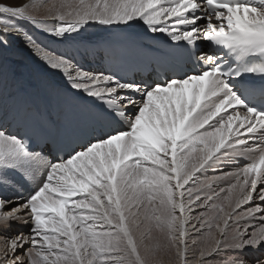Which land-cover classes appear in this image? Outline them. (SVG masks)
<instances>
[{"label":"rangeland","instance_id":"1","mask_svg":"<svg viewBox=\"0 0 264 264\" xmlns=\"http://www.w3.org/2000/svg\"><path fill=\"white\" fill-rule=\"evenodd\" d=\"M56 1L58 0H43L42 4L39 3V6H34L35 8H37V10H34L31 15L37 13L38 9L45 10L46 8H50L51 5H55ZM134 2V0H126V2H123V0L122 2L119 0H96L91 8L89 7V11L77 10L71 13V9V11L66 12L67 14L69 12L70 16L74 18L70 20L69 17L68 21H62L61 19L64 18L61 17L58 22L61 21V24L66 25L67 23H74V20L77 17H80L81 20L77 21L79 22V24H77V27H80L84 24L95 26L98 23L102 27L103 24L117 26L127 24L132 25L133 23L139 22L144 23V21H147L145 20V17L149 13L150 6L148 8V4L145 3V5L142 4V2L140 3V5L136 3V8ZM126 3L130 4H128V6L125 8L126 11H122L121 6H125ZM95 4L97 6L96 8ZM138 6L140 7L138 8ZM59 8L57 11L52 10V13L50 14L54 16V19L57 18V16H61L58 14H63L59 10ZM153 15L151 16V18H154V20L156 19V21L160 18L158 17V13L154 16ZM24 17L27 20L38 21V23H43L45 22L44 20L53 19L50 16L44 17V19L32 18L27 16ZM151 18L149 19V17H146V19H148V22H152ZM30 30L32 31V33H38L39 35H42L41 31L39 30H36L34 28H31ZM0 32L4 31L0 29ZM37 41L42 46L47 45V50L49 52L45 51V48L36 43L41 47L42 51H45V54L51 53V49L48 47L50 41H46L44 43L39 39V36ZM17 47L20 48L21 45L18 44ZM31 49L32 48H30L29 50L32 52ZM33 54L34 53H28V55H25L21 52H18L17 50L15 54L11 50L5 51L3 54H0V85L2 82L4 83V89L0 93L1 96L4 93L5 87L9 86L11 88H14V80H17L18 83L22 79L23 75H25L29 81H34L35 73L37 71L32 68L31 76H28L29 74L26 73L24 64H30V58L39 60ZM54 56L64 59L63 55ZM28 57L29 60L26 61L24 58L27 59ZM68 58L65 59L69 61V66H71L72 63ZM46 68L49 69L48 66ZM73 69H75L74 66ZM56 70L61 72V70L59 69ZM99 81H102V79H100ZM93 85L92 87H95ZM83 89L85 88H81V90L84 91L82 93L86 94L84 96H87V90L90 89V86L86 90ZM97 95H99V93H97ZM205 116L206 115L204 113L196 119V126H200L208 120V118H206ZM216 124L217 123H213L212 125H210L213 126L212 131L215 129L220 130L222 124ZM161 132L162 128L157 134L159 140ZM220 133L223 134V129L220 130ZM196 135H198V133L191 135L190 138L195 137ZM158 142L160 143V141ZM201 143V140L194 141L196 147H201ZM124 145L126 151L124 152V156L122 155L119 157V170L117 174L114 175V177L112 164L110 162H114L115 159V162L113 163L114 167L117 163L118 157L116 159V154L107 151H97L95 155H89V157L93 156L90 159L93 163V166L85 168L84 170H79L77 166H75V168L71 170L73 168L71 164H68L66 165V167L61 169L63 171L62 173L64 176V180L70 182L75 181L76 183L86 185V188H89L87 194H82L84 196L82 199L81 197H79L80 195H76L77 193L82 192L74 188L72 189L74 191L73 193L64 194V189H59V186L62 187V184L66 185L68 183H66L64 180H58L56 182L53 178L51 179L50 186H56L54 192L57 193L60 197L56 198L54 197V194L48 195L47 198L51 199L48 204L46 203L47 198L44 194H42L41 197L46 201L42 203L34 202V204H29L28 198L24 195H21L19 191L16 190L9 191V196H0V264H142L143 261L146 264H264V203H262L264 202V192H255V189L252 190V187H263L264 172L260 173L254 185L253 183L250 184L252 173L250 174L249 172L250 179H244V175L240 172L249 168L251 164H249L250 162H247L248 164H245V166H243L241 164H238L239 162L235 161L234 159L246 162L248 161L247 158H242L241 154L247 153L236 152L233 147H228L225 150H222L218 146L213 150L212 156H210V158L206 162V165L213 157L219 156V161H211L210 168L206 169L200 178H196L191 182V180L193 179L192 175L195 174L193 173L187 180L186 185L190 183L189 189L191 192L187 196L192 195L191 198L196 197V199L193 198V203H198V207L197 210L189 214V216H191L192 214L194 216L190 218L191 223L187 226V228L190 227V231L187 233V237L189 239L185 241L186 259L184 258V256L179 259L178 250L176 251V249L178 248L177 245L175 246L174 244H164L162 246L164 248V253L160 254L162 257L159 254L155 253L153 250L149 251V247H151V245H146L144 243L147 236L146 230L145 228L143 229L139 226V221L142 219L141 216H146L145 213H148L152 220L156 219L157 217V215L154 213L155 208L157 207V203L154 201V198L151 195L153 193L152 191H154V188L150 187V185L147 184V180H155L157 178H159L160 180L161 178L164 179V187L162 189L163 192L166 193L170 200L174 197V192L177 190V182L176 180H174V178H172L171 172L169 171V169L171 168V163H169V161H171V158L169 155H163L158 150L159 154L154 152L150 153L146 157L147 160L145 159V161L147 162H144L145 164H143L142 162H132L130 160L132 154H134L132 142L126 141ZM182 146L183 147L180 148V151L177 152V154L179 153V156L181 158L183 157L182 151L186 150L185 148L187 144H184ZM121 148L122 143L119 145V149ZM244 148L245 150L247 149V147ZM0 149H2V146H0ZM9 150L11 154L3 152L4 155L0 156L2 162L12 163L13 161H16L18 157H20V153H18L20 149L17 143L14 146H10ZM127 154L131 155L128 156ZM155 154H157L158 157H153ZM231 154L232 156H234V159L230 158ZM102 155H104V161L106 165V167H103V169L100 168L99 164V157ZM105 155L107 156L106 158ZM82 156L83 155L78 157V160L80 162L87 161V159L89 158L88 157L84 159L82 158ZM161 156L165 159H163ZM195 159L196 157L192 158V160L189 158L191 168L195 167L193 165ZM161 160L165 161L163 162V164L158 165L157 162H160ZM139 161L144 160L140 159ZM252 161L254 162L253 159ZM20 162L21 159L19 158L17 160V163ZM39 166L40 165L36 164L35 170H38L39 168L37 167ZM9 167L16 171L13 166L10 165ZM237 168L238 170L235 173L234 170ZM106 170H108L109 175L111 174V178L106 173ZM189 170L190 168L188 167V171ZM150 171L155 173V175L149 176ZM42 172L43 171L41 170L40 172L39 169L35 173L36 175H39L41 177V179L39 180L41 182H43V179L46 176L45 175L43 177L42 175H40V173L42 174ZM21 174L27 175L24 173ZM51 174L52 173H50L49 176ZM56 174L59 177V171ZM156 174L159 176H157ZM131 176L134 177L135 182L133 181V184H136H134V186H138L139 188H141H138L139 190H137V196L139 195V198L141 196L140 204L142 205V209L144 210V212H141L140 214H137L138 208H141V206H139L137 202V205H135L134 209L128 207L130 190V184L128 181ZM144 177L148 179L146 180ZM236 177H239V182L237 181ZM183 180L185 179L183 178ZM240 180H242V185H246L244 186L245 188L243 189L241 194L235 195V192H233L232 190L233 188L235 189V187L238 185L241 186ZM39 181L35 180L36 183H38ZM219 181L220 183L223 181L224 184L222 183V185L218 189L216 184ZM140 183L142 184L140 185ZM50 186H46V188H48L47 190H49ZM146 186L148 190L144 189V187ZM210 190H213V192L210 193ZM139 191H142L141 194L139 193ZM231 191L233 192L232 195L227 196L231 193ZM188 192L189 190L184 191V193ZM221 192H223V194L225 195L220 198V203H212V200L217 199ZM201 193H205V196ZM18 194L25 197V201L17 198ZM65 195L72 197L78 196L77 202L71 201L68 204L67 201L61 199V197H65ZM187 196L184 197V203L189 202V199H185L187 198ZM202 196L204 197L202 198ZM207 196L209 197L207 198ZM7 197H10V199H6ZM234 197L236 198V200H234ZM229 199L231 200V203L229 202ZM90 200L94 201L93 204L88 203V201ZM226 202L228 203V205H226ZM193 203L187 205L186 209L192 206ZM48 205L50 208H48ZM172 206L173 203L171 202V207ZM42 209L43 211L50 210V212H48L50 215L46 218L38 215L39 213L36 211H41ZM84 210L87 213H83ZM134 210L136 211L133 212ZM190 210L191 208L188 209V211ZM130 215H133L132 217H134V221L137 219V221H133V226L128 225L129 220H131ZM80 216L85 218H88L89 216L90 217L83 220L82 218H79ZM80 221L84 222V225L82 227L79 226ZM237 222L240 223V225L237 228H232V225H235V223ZM135 223L138 224L137 227L139 226V230H137V232L135 230V228L137 227H134L136 226ZM176 223L177 220L175 219L172 222V226L168 228L169 238L167 241H170L173 237V239L176 238ZM124 224H126V227L128 229L126 227H123ZM19 226L26 227V229L21 232L22 229H20ZM129 226L131 228H129ZM96 227L107 228L99 232L98 230H95ZM81 228H84L87 234L84 233L85 231H81ZM124 230L126 234L124 233ZM135 232L138 233L137 235H139L140 233V237L137 236V239H139L138 243L141 244V249L146 248L145 252L140 250L138 251L139 253L134 254L133 251L135 249L133 248V246L131 247V245H133V241L132 239L130 240V234L132 235ZM89 236H91V238H89ZM205 238H207V240ZM84 242H86V245L85 247H82ZM192 245H195L194 254H189L187 253V249ZM152 247L154 250L156 249V245L152 244ZM152 247L150 249H152ZM81 248L83 251L81 250ZM158 259L160 260V262ZM184 260H186L187 263H184Z\"/></svg>","mask_w":264,"mask_h":264},{"label":"bare ground","instance_id":"2","mask_svg":"<svg viewBox=\"0 0 264 264\" xmlns=\"http://www.w3.org/2000/svg\"><path fill=\"white\" fill-rule=\"evenodd\" d=\"M119 1L122 2V0H119ZM134 1H135L134 2L135 4L134 3L133 4L135 6L137 4L140 5V3H142V2H143L142 4L147 3L148 4V8L150 6L149 13L146 16V17H149V19L151 18V16L153 14L155 15L157 13H158V17H160L159 19H157V21L160 20L161 18H163L164 10L161 9V8H157L155 6L156 2H157L156 0H134ZM95 2H96V0H58V1H56L55 5L54 4L51 5L50 8H46L45 10H39L38 9L37 13L31 15L34 10H37V8H35L34 6H36V5L39 6V3L42 4L43 0H0V29H2L4 31V32H0V54H3L5 51H9V50H11L14 54H15L16 50L18 52H21L22 54H25V55H28V53H31V54L34 53L33 55L36 58H38L39 60H34V59L30 58L31 59L30 64H26V63H24V64H25V71H26V73L29 74L28 76H31L32 68H34L37 71L35 73L34 81L37 82L38 84L46 83L47 80L49 79V77H51V78L57 80L61 85H65V83H66L67 85L75 87L79 92H80L81 88H86L87 89L90 86V89L87 90L88 91L87 96H96L97 93H99V96L100 95H110V94H112L114 91H113L112 88L108 89L107 87H105V85H106V81L105 80L99 81L100 78L98 76H93L92 77L91 75H85L83 72H79L78 70L73 69V64H71V66H69L70 63H69L68 60L63 59L61 57L54 56V55L61 56L62 54L63 55L66 54L68 57H70L71 56L70 52H72L71 49L68 50L69 52L68 51L65 52L62 48H60V46L63 45L66 41L73 40V39H78V38H85V37L86 38H90L91 36H95L99 32H103L104 31L103 27L99 23L97 25H95V26H92V25H89V24H84L82 26L79 25L80 27H77V24H79V22H77V21L81 20V18L77 17V16H75L77 18L74 20V23H70V24L67 23L66 25H63V24L60 23L61 21L58 22V20L61 19V17L64 18V19H61L62 21L63 20H67L68 21L69 17H70V20H72L74 18V17L72 18L70 16L69 12L67 14L66 11H71V9H72L71 13H73V12H75L77 10H79V11H81V10L89 11L91 6ZM123 2H126V0H123ZM130 3H128V4H130ZM128 4L126 3L125 6H121L122 11L125 10V8L128 6ZM96 7L97 6L95 4V8ZM139 7L140 6H138V8ZM58 8L61 11V13H63V14H58V15H61V16H57V18L54 19L53 18L54 16L50 15V14L52 13V10L57 11ZM136 8H137V6H136ZM24 16L32 17V18H39V19H44V17L50 16L53 19L44 20L45 22L38 23V21L27 20V19H25ZM146 17H145V20H147V22H148V19H146ZM141 24H143V22L133 23L130 26L134 27L135 25H141ZM86 26H89L90 29H86ZM108 26H114V25H108ZM115 27H117V26H115ZM31 28H34L36 30L41 31V34L43 36H45V37H43L42 35H39L38 33H32V31L30 30ZM257 35L261 39V41L264 42V30L258 31ZM38 36H39V39L42 42H44V43L46 41H50V43L48 45V47L51 49V53L50 54L49 53L48 54L44 53L45 51H48L47 50V45L46 46H42L37 41ZM19 40H21V41H19ZM55 41H60V42H55ZM36 43L40 44L43 48H45V51H42L41 47L38 46ZM18 44L21 45L20 48L17 47ZM30 48H32L31 49L32 52L29 50ZM18 55H21V54H18ZM24 59L26 61H28L29 57L27 59L26 58H24ZM11 64H13V63H11ZM13 65H15V64H13ZM47 66L49 67L50 70L46 68ZM56 69L61 70V72L57 71ZM86 74H88V73H86ZM89 74H92V73L90 72ZM14 84H15V86L17 85V80L16 81L14 80ZM93 84H95V85H93ZM92 85L95 86V87H92ZM4 92H5V90H4ZM3 94H2V96H3ZM80 95L84 96L86 94H83V93L81 94L80 93ZM99 102L101 103L102 106H106V104H107L106 101L103 100V99H100ZM214 104H215L214 101H210V103H208V104L206 103L204 105L203 109L198 112V114L196 115L195 119L197 117H199L200 115H202L205 110H207L210 106H213ZM209 117L210 116L208 115L206 118L209 119ZM195 119H193V120H195ZM165 120L167 121V119H165ZM195 121H194L193 127H191V124H192L193 121L189 124V127H191V128L189 130L185 131L184 135L180 138L181 141L179 140V144H178V146L179 145L180 146L177 147V150L173 149L171 144L167 143L166 140H164L165 138L163 139L165 126L162 128L160 140H158V141H160V143L157 141L158 142V150L163 155H169L170 158H171V161L168 160L169 163H171V165H170L171 168L169 169V171L171 172L172 178H174V180H176V182H177V190L174 192L173 199L170 200L168 198V196L166 195V193L163 192V190H162L163 187H164V185H163V180L164 179L161 178V180H160L159 178H157L155 180H152V179L147 180L148 178L144 177L147 180V182H148L147 184H149L150 187L154 188V191H152L153 193L152 194L150 193V194L153 196L154 201L157 203V207L155 208V211H154V213L157 215L156 219L152 220L150 218L149 214L145 213L146 216H141L142 219L139 221V224H140L139 226L141 228H143V229L145 228L146 234H147L144 243L146 245H151V247H152V244L156 245V247H155L156 249L155 250L153 249V247H152V249H150L151 247H149V251L153 250L155 253H157L159 255L164 253V251H163L164 248L162 247L164 244H168V245L169 244L170 245L174 244L175 246L177 245L178 249H176V248L175 249H176V251L178 250L179 259H181L183 256H184V258L186 257L185 241L189 239L187 237V233L190 231V227L187 228V226H188V224L191 223L190 222V218H192V216H194L193 214L191 216H189V214H191L195 210H197V207H198V203H196V202L193 203V201H194V199H196V197H193L194 198L193 199V198H191L192 195L191 196H187V195H189L191 193L190 189H189L190 188L189 187L190 183L186 185L187 180L191 177V175L193 173H195V174L192 175L193 179L191 180V182L194 179H196V178H200L203 175L204 171L206 169L210 168V162L211 161H219L218 160L219 156L218 157H213L206 165V162L208 161L210 156H212L213 150L216 149L218 146L222 150H225L228 147L234 146L233 148H234V150L236 152L247 153V154H241L242 158H245V157L247 158L248 161H246V162L234 159V156H232V154L230 156V158H233L235 161H238L239 162L238 164H241L243 166H245V164H248L247 162H250L249 164H251V165L254 164V162L257 160V158L259 156V151H260V149L256 148L255 146L244 145L245 138L242 139V138L238 137V139L233 140L232 142H227L228 140H225V135H227L229 131L226 128H224L223 124L221 125V128H220V130L223 129V134L220 133L219 129H215V130L212 131L213 126H209L208 125L209 127L206 126L203 129V131L200 132V134L196 135L195 137H191L190 140L185 141L186 142L185 143L184 140H185L186 136L198 126V125L196 126L197 123H195ZM217 122L218 121H216L214 123H217ZM232 136H234L233 133H232ZM236 136H239V134H237ZM195 140H198V141L201 140V142H202L201 143L202 144L201 147L200 146L199 147L195 146V144H194ZM126 141L127 140H124L122 142V148L118 149V153H120V156H122L123 155L122 153L126 151L125 145H124ZM184 144H187V146L185 148L186 152L184 150L182 151L183 152V157L181 158L179 156V153L177 154V152L180 151V148L183 147L182 145H184ZM14 145H16V141H14L13 138L5 137L3 134L0 133V146H2V149H0V156L4 155L3 152L11 154V152L9 150V147L10 146H14ZM169 145H170V147H169ZM244 147H247V149L245 150ZM147 153H154V151L148 150ZM254 155H255V157H254ZM156 156L158 157L157 154H155L153 157H156ZM88 157H89V155H83L82 156V158H84V159L88 158ZM92 157L93 156H90L87 159V161H83V162H80L78 160V158H77L75 160V162L70 163L73 166V168L71 170H73L75 168V166H77L79 168V170H84L85 168L93 166V163L90 160ZM194 157H196L195 162L193 163V165L195 167L191 168V165H190V162H189V158L192 160V158H194ZM162 158L165 159L164 157H162ZM35 159H38V158H35ZM116 159H117V154H116ZM252 159L254 160V162L252 161ZM164 161L165 160H161L160 162H157V164L158 165L163 164ZM114 162H115V159H114ZM36 164L37 165H41L42 164L41 166L37 167V168L40 169V172H41V170L43 171L44 170V166H46L45 164H43L42 160H41V164L40 163H36ZM99 164H100V168L101 169H103V167H106L105 161H104V155L99 157ZM188 167L190 168L189 171H188ZM249 169H250V167L245 169V170H242L240 172L241 174L244 175V179L249 178V172H250ZM38 170H36V172ZM237 170H238V168L235 169L234 172L236 173ZM106 173L109 175L108 170H106ZM52 174L50 176H52ZM146 174H148V173H146ZM40 175H42L43 177L45 176L43 174V172H42V174L40 173ZM150 175L154 176L155 173L150 171L149 172V176ZM157 176H159V175H157ZM194 176H195V178H194ZM109 177L111 178V174L109 175ZM183 178L185 180H183ZM53 179L57 182L58 180H64V176H62L61 178L58 177L57 179L55 177H53ZM228 179H230V178H228ZM228 179H227V181H228ZM236 179L238 181L239 177H236ZM64 181L66 183H68V184H73L74 185L73 186L74 189H77L80 192H82V193H77L76 195H82V194L85 195V194L88 193V189L89 188H86V185H82V184L76 183L75 181H71V182L70 181H66V180H64ZM133 181H134V177L131 176L129 178V181H128L129 184H130L128 207H131V208L134 209L135 205L138 204L139 206H141V208L140 207L138 208L137 214H140L141 212H144V210L142 209L143 207L140 204L141 196H140V198H139V195L137 196V192H138L137 190H139L141 188H139L138 186H134L135 183L133 184ZM247 181H249V180H247ZM241 182H242V180H240V184H241ZM219 183H220V181L216 184L218 189L222 185L223 181L220 184ZM141 184L142 183H140V185ZM64 185L65 184H62V187H64ZM245 185L246 184H244V185L241 184V186L238 185V186L235 187V189L233 188L232 191L235 192V195L241 194L243 189L245 188L244 187ZM212 187H214V186H212ZM59 189H61L60 186H59ZM144 189L148 190L147 186L144 187ZM209 189H210V187H209ZM253 189H255V192L262 191V193H263L264 192V184H263V187H257V188L252 187V190ZM261 189H263V190H261ZM187 190H189V192L188 193H184V191H187ZM202 191H204V190H202ZM232 191L227 196H231L232 193H233ZM141 192L142 191H139L140 194H141ZM211 192H213V190L212 191L210 190V193ZM210 193H209V195H210ZM201 194H203L205 196V193H201ZM224 195L225 194H223V192H221L219 197L217 196L218 197L217 199H213L212 200V203H214V204L217 203V202L220 203V198L223 197ZM1 196H4L3 193H2ZM185 196H187V198H185L186 200L189 199V202H187V203H184V197ZM204 196H202V198ZM68 197H72V196H68ZM208 197L209 196H207V198ZM81 198H82V196H81ZM234 200H236L235 197H234ZM93 202L94 201H92V200L88 201V203H90V204H93ZM136 202H137V204H136ZM171 202L173 203L172 207H171ZM229 202L231 203L230 199H229ZM190 203H193V205L186 209V206L189 205ZM262 203H264V202H262ZM142 204H143V201H142ZM226 205H228L227 202H226ZM145 208H146V206H145ZM190 208H191V210L188 211V209H190ZM135 211L136 210H134L133 212H135ZM83 213H87V212L84 210ZM89 214H90V212H89ZM86 216H87V214H86ZM132 216L130 217L131 220H129V223H128V225H130V226H133V221H134L133 218L134 217H132ZM175 216H177V217H175ZM79 218H82L83 220L88 219V218H85V217H82V216H80ZM175 219L177 220V223H176L177 224V227H176L177 230L175 231L176 232V234H175L176 238L173 239L174 238L173 237L171 239L173 241H171V240L167 241L168 238H169V230H168V228H170L172 226V222ZM135 221H137V219ZM83 223H84L83 221H80L79 222V224H80L79 226L82 227L84 225ZM135 224H136V226H134V227H137L138 224L137 223H135ZM239 225H240V223L237 222V223H235V225H232V228H237ZM130 226H129V228H131ZM123 227H126V224H124ZM138 227L135 228L136 232H137V230H139ZM19 228L22 229L21 232H23L26 229V227H20V226H19ZM106 228L107 227H104V228L96 227L95 230H98L100 232L102 230H105ZM81 231H85V229L81 228ZM136 232L134 234H132V235L130 234V240L132 239V241H133L132 242L133 245H131V244L130 245H131V247L133 246V248L135 249L133 251L134 254L139 253L138 251H140V250L143 251V252H145V250H146V248L145 249H143V248L141 249V244L138 243L139 239H137V236H139L140 233H139V235H137L138 233H136ZM138 232H140V231H138ZM84 233H86V231ZM124 233L126 234L125 230H124ZM105 237H107V236H105ZM89 238H91V236H89ZM94 239H96V238H94ZM205 239L207 240V238H205ZM127 240H128V238H127ZM128 243H129V241H128ZM85 245H86V242H84L82 247H85ZM86 248H87V246H86ZM189 248L187 249V253L194 254L195 245H192ZM81 250H82V248H81ZM99 253H100V251H99ZM155 256H156V254H155ZM95 258H96V256H95ZM139 259H141V258H139ZM142 259H143V257H142ZM159 262H160V260H159ZM184 263H187L186 260H184ZM142 264H146V263L143 261Z\"/></svg>","mask_w":264,"mask_h":264}]
</instances>
